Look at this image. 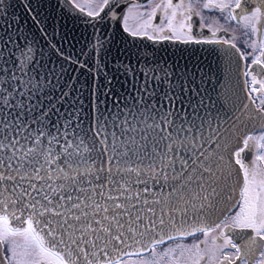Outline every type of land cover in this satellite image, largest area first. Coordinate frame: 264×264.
Masks as SVG:
<instances>
[{
  "label": "snow or ice",
  "instance_id": "1",
  "mask_svg": "<svg viewBox=\"0 0 264 264\" xmlns=\"http://www.w3.org/2000/svg\"><path fill=\"white\" fill-rule=\"evenodd\" d=\"M87 15L122 21L148 40L228 45L250 104L241 115H178L168 92L162 103L145 86L132 104L113 94L117 111L97 98L85 130L77 101L67 113L51 102L32 45L5 31L0 264H264V0H146L126 9L103 0ZM229 27L239 33L230 40L194 33L207 28L215 38Z\"/></svg>",
  "mask_w": 264,
  "mask_h": 264
},
{
  "label": "water",
  "instance_id": "2",
  "mask_svg": "<svg viewBox=\"0 0 264 264\" xmlns=\"http://www.w3.org/2000/svg\"><path fill=\"white\" fill-rule=\"evenodd\" d=\"M145 2L120 0L125 9ZM5 31L13 39L32 45L44 65L41 74L51 80L45 88L52 93L51 102L57 107L63 105V113H67L77 101L74 106L81 109L85 130L97 98L104 101L102 109L117 111L110 98L113 94L132 104L133 97L140 99L139 90L145 86L154 88L153 99L162 103L163 94L168 92L172 100L168 107L178 115L191 116L193 108H198L200 115H204L205 108L214 115L218 111L241 115L246 111L243 104H250L237 66L238 54L226 44H185L134 37L123 31L122 21L118 26L116 20L108 17L95 23L71 0H0V35ZM194 33L197 37H211L205 28H194ZM101 38L103 49L99 48ZM61 88L69 93L67 98H60ZM201 99L204 106L198 107ZM41 100L47 108L49 101L44 97ZM219 215L217 211L209 220H216Z\"/></svg>",
  "mask_w": 264,
  "mask_h": 264
},
{
  "label": "flooded vegetation",
  "instance_id": "3",
  "mask_svg": "<svg viewBox=\"0 0 264 264\" xmlns=\"http://www.w3.org/2000/svg\"><path fill=\"white\" fill-rule=\"evenodd\" d=\"M72 1V0H71ZM74 1H77V3L79 5H81L83 8H84V11L88 12L89 10V5L87 3H92L93 5H96V1L98 0H74ZM73 2V1H72ZM74 3V2H73ZM76 5V3H74ZM207 29V28H205ZM208 30V29H207ZM224 32V33H223ZM211 33V32H210ZM217 34H221V36L219 37H215L213 38L212 36L211 37H197L198 39H219V40H230L232 35L236 34V35H239V33H233L231 27H229L227 30H221V31H218ZM238 47H241L242 51H244L245 49L243 48V45L241 43L240 40H236L234 41ZM202 238V237H200ZM190 240L193 239V238H189Z\"/></svg>",
  "mask_w": 264,
  "mask_h": 264
},
{
  "label": "rangeland",
  "instance_id": "4",
  "mask_svg": "<svg viewBox=\"0 0 264 264\" xmlns=\"http://www.w3.org/2000/svg\"><path fill=\"white\" fill-rule=\"evenodd\" d=\"M74 3H76V4H78L77 3V1H74V0H72ZM72 2V3H73ZM103 2V0H98V1H96V5H93L92 3H87L88 5H89V9L88 10H90V9H96V6L98 5V4H101ZM73 3V4H74ZM75 5V4H74Z\"/></svg>",
  "mask_w": 264,
  "mask_h": 264
}]
</instances>
